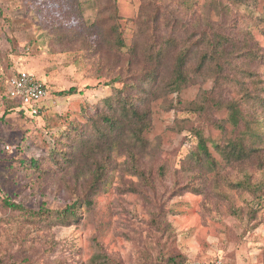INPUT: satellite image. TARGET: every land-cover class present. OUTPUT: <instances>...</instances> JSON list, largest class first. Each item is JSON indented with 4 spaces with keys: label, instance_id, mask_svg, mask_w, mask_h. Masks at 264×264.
<instances>
[{
    "label": "rangeland",
    "instance_id": "obj_1",
    "mask_svg": "<svg viewBox=\"0 0 264 264\" xmlns=\"http://www.w3.org/2000/svg\"><path fill=\"white\" fill-rule=\"evenodd\" d=\"M80 2L86 21L92 22L97 13L94 0ZM153 3L163 18L161 23L182 22L187 26L182 28L185 33L219 26L249 41L251 51L261 57L244 64L256 75L258 87L264 86V0ZM141 4L142 0H115L126 47L119 52L89 53L86 44L55 43L22 0H0V216L17 213L4 207V197L24 209L39 210L64 208L83 194L85 170L72 167L55 172L45 158L38 161L37 168L31 159L44 157L52 148V136L66 121L78 118L83 105L110 92L112 77H126L142 69L141 61L126 51L137 30ZM19 70L34 73L48 88L36 116L25 110L21 115L15 105L5 110L7 82L3 84V75ZM71 86L76 93L58 94ZM211 87L210 79L196 80L152 102L151 126L144 132L145 153H134L137 167L149 174L146 181L130 165L125 152H115L104 192L77 222L36 228L20 220L0 221V264H87L99 250L120 264H163L168 256L177 254L184 256L183 264L213 259L226 264H264V203L250 221L245 210L251 196L228 187L245 173L253 181L264 176V167L224 165L209 142V150L221 162L220 169L205 174L180 169L182 156L196 142L195 128H202L204 137L213 142L233 138L243 130V124L233 122L226 107L227 102H235L240 112L246 111L237 86L215 89L223 103L206 116L187 111L186 105ZM262 153L264 156V149ZM38 168L47 172L40 173ZM197 179L205 181L202 194L168 196L175 182L181 185ZM158 203L163 206L159 214ZM231 206L242 215H232ZM153 215L159 228L149 222Z\"/></svg>",
    "mask_w": 264,
    "mask_h": 264
},
{
    "label": "trees",
    "instance_id": "obj_2",
    "mask_svg": "<svg viewBox=\"0 0 264 264\" xmlns=\"http://www.w3.org/2000/svg\"><path fill=\"white\" fill-rule=\"evenodd\" d=\"M22 1L29 11L32 10L40 18L41 27L55 39V43L86 44L89 53L101 50L119 52L126 47L121 15L115 0H106V3L94 0L97 13L90 23L84 17L80 0ZM161 21L163 18L159 16V9L153 0H142L136 20L137 30L126 50L131 58L141 61L142 69L126 77L120 74L112 77L110 92L91 104L83 105L79 117L66 121L59 133L52 136V148L48 149L44 157L31 159V165L37 168L38 161L45 158V162L50 163L55 172L72 167L85 170L88 176L83 194L64 208L39 210L24 209L4 197V207L17 213L0 216V221L17 223L20 220L36 228L77 222L84 210L93 207L95 197L104 192L115 152H125L130 165L146 181L149 174L137 167L134 153H145L147 140L144 132L151 126L152 102L163 95L178 92L196 80L210 79L212 87L201 91L194 102L186 105L187 111L206 116L211 109L220 108L223 103L215 89L237 86L246 111L240 112L235 102H227L226 107L230 110L232 121L243 124V130L233 138L213 142L204 137L202 128H195L196 142L182 156L180 169L198 171L200 174L220 169L221 162L212 155L209 142L224 165L249 163L257 170L264 167V86L258 87L256 75L244 64L245 60H259L261 56L251 51L249 41L240 40L223 27L208 26L194 34L183 32L182 28L187 26L182 22L169 25L167 21ZM16 74L17 71H13L7 76L3 75V84L11 81ZM114 82H119V85L114 86ZM76 92V87L71 86L58 91V94L67 96ZM3 97L5 110L15 105L14 108L23 115L20 103L9 98L6 90ZM246 113L249 115L246 116ZM42 170L38 168L40 173L47 172V169ZM158 175H163L161 169ZM204 183L200 179L181 185L175 182L168 196L184 192L202 194ZM228 187L251 196L245 213L248 220H254L256 211L264 203V176L253 181L245 173L239 180L228 183ZM156 206L159 214L163 206L160 203ZM230 213L235 217L242 215L240 209L232 206ZM155 215L149 222L159 228L160 223ZM254 226L251 225L252 228ZM184 261V256L177 254L168 256L163 264H183ZM209 261L192 260L186 264ZM87 264L120 263L99 250L89 258Z\"/></svg>",
    "mask_w": 264,
    "mask_h": 264
},
{
    "label": "built area",
    "instance_id": "obj_3",
    "mask_svg": "<svg viewBox=\"0 0 264 264\" xmlns=\"http://www.w3.org/2000/svg\"><path fill=\"white\" fill-rule=\"evenodd\" d=\"M46 84L34 73L19 70L11 81L7 83L6 94L9 98L20 103V107L30 116H36L43 107V100L47 96ZM189 264H226L221 259L209 262H191Z\"/></svg>",
    "mask_w": 264,
    "mask_h": 264
}]
</instances>
